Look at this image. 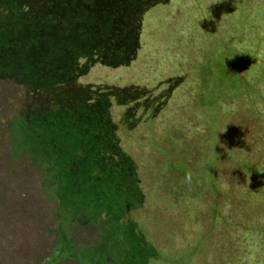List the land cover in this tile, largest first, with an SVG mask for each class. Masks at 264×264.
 <instances>
[{
  "label": "trees",
  "instance_id": "obj_1",
  "mask_svg": "<svg viewBox=\"0 0 264 264\" xmlns=\"http://www.w3.org/2000/svg\"><path fill=\"white\" fill-rule=\"evenodd\" d=\"M197 1L0 0V188H12L0 205L50 206L52 214L36 218L56 220L38 233L55 228L54 261L69 252L63 249L64 230L71 236L78 224L97 218L102 228L106 222L110 229L117 222L133 223L130 215L145 196L136 159L149 146L160 157L159 148L168 155L177 125L185 128L179 134L185 139L205 115L202 96L190 97L188 73L171 70L165 35L154 31L190 25L199 11L187 9ZM170 4L173 21L163 22L160 6ZM216 15L217 25L232 19L227 11ZM203 16L199 12L204 23ZM142 33L149 37L148 55ZM234 47L233 52H243ZM161 49H166L163 62L152 58ZM247 51L233 53L227 77L214 82L222 87L230 81L222 91L228 108L243 98L239 104L249 115L264 114V42L254 50L257 62L240 66L252 58ZM149 67L161 69L151 74ZM195 75L202 77L198 93L209 91L210 72ZM169 106L174 111H165ZM22 216L29 214L25 210ZM131 239L141 252L149 249L141 239Z\"/></svg>",
  "mask_w": 264,
  "mask_h": 264
},
{
  "label": "rangeland",
  "instance_id": "obj_2",
  "mask_svg": "<svg viewBox=\"0 0 264 264\" xmlns=\"http://www.w3.org/2000/svg\"><path fill=\"white\" fill-rule=\"evenodd\" d=\"M160 8L163 12L158 19L173 21L172 4ZM187 10L199 11L204 16L208 11L212 19L205 18L203 23L197 12L190 25L178 26L179 31L190 28L185 34L170 25L165 27L167 31H154L165 35L169 46L166 43L163 47L171 54V70L188 73L189 92L193 95L190 97L195 100L202 96L205 115L200 116V123L185 139L179 137L185 128L177 125L176 135L171 136L169 143L172 152L168 151V155L159 148L164 155L160 157L149 146L136 159L145 196L142 206L130 215L133 223L117 222L110 229L112 224L106 222L102 228L97 218L78 224L71 236L64 230L63 249L69 252L54 261L53 247L58 245L55 228L52 232L43 228L44 234L40 236L38 233L42 227H52L56 220L51 216L43 222L36 218L46 211L52 214L50 206L44 205L42 210L19 205L10 210L3 204L0 264H264V172H259L264 170V114L249 115L239 104H244L243 98L238 99L237 106L233 102V107L228 108L222 91L227 92L230 81L222 87L214 82L215 78L223 82L227 77V67L232 61L229 57L223 60V56H231L234 46L239 45L243 52L248 48L247 53L252 56L240 66L255 61L254 50L263 47L264 42V0H198ZM226 11L232 19L225 26L217 25L216 14ZM148 40L142 33V48L147 55ZM156 42L165 43L161 38ZM164 50H155L157 55L153 52L152 58ZM160 57L163 62L164 57ZM159 69L149 67L147 71L154 74ZM205 71L210 72L206 84L211 88L201 95L196 87L202 77L195 73ZM165 111L174 109L169 106ZM225 124L226 131L217 132ZM188 174L190 182L185 179ZM0 189V200L12 191ZM25 210L29 214L27 220L22 216ZM128 225L132 227L126 229ZM29 227L34 235H29ZM131 238L141 239L139 244L144 242L151 252L149 249L141 252L140 246H132ZM99 252L104 256L99 257Z\"/></svg>",
  "mask_w": 264,
  "mask_h": 264
},
{
  "label": "clouds",
  "instance_id": "obj_3",
  "mask_svg": "<svg viewBox=\"0 0 264 264\" xmlns=\"http://www.w3.org/2000/svg\"><path fill=\"white\" fill-rule=\"evenodd\" d=\"M215 2H219V0H215ZM207 7H208V5H207ZM203 17L208 18V19H212L211 15H210V13H209L208 11H207V14H206L205 16H203ZM201 18H202V17H201ZM233 53H243V52H241V51H234ZM233 53L231 54V56H228V55L223 56V60H224V57L232 58V57H233ZM226 124H227V123H226ZM226 124L224 125L223 129H218L217 132H218V131H219V132H225V131H226V127H225ZM217 132H216V136H217ZM218 142H219V141H218ZM218 142H217V143H218ZM217 143H216V144H217ZM221 147H224V145L221 144ZM259 172H264V170H261V171H259ZM185 179L188 180V181L190 182V181H191V175H190V174L186 175Z\"/></svg>",
  "mask_w": 264,
  "mask_h": 264
}]
</instances>
